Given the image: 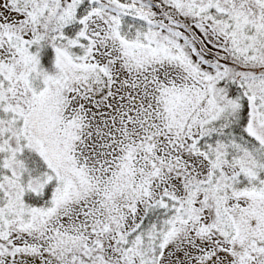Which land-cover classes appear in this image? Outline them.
<instances>
[{"label": "snow or ice", "instance_id": "6c2138e0", "mask_svg": "<svg viewBox=\"0 0 264 264\" xmlns=\"http://www.w3.org/2000/svg\"><path fill=\"white\" fill-rule=\"evenodd\" d=\"M0 264H264V0H0Z\"/></svg>", "mask_w": 264, "mask_h": 264}]
</instances>
